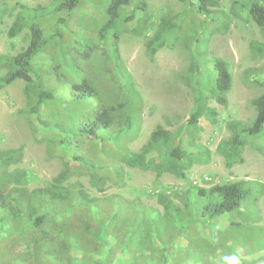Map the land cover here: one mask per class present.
Wrapping results in <instances>:
<instances>
[{
  "label": "trees",
  "instance_id": "16d2710c",
  "mask_svg": "<svg viewBox=\"0 0 264 264\" xmlns=\"http://www.w3.org/2000/svg\"><path fill=\"white\" fill-rule=\"evenodd\" d=\"M97 1L103 16L91 30L98 42L109 40L113 47L107 65L112 68L114 93L103 94L66 54L53 64L46 52L47 28L34 19L29 20L28 46L17 54L0 55V90L24 81L27 103L22 112L33 116L36 141L45 142L50 156L61 158L63 166L53 178L31 187L40 175L19 166L24 148H0V246L9 238L13 245L9 250L14 251L8 260L2 254L5 250L0 251V264H257L264 257V226L235 221L245 215L259 219L258 210L248 208L258 198L252 197L257 190L253 180L218 182L209 188L191 185L172 195L162 190L157 194L162 209L147 206L139 190H131L133 199L123 191L107 192L110 182L126 185L127 168L155 170L158 176L167 171L187 179V170L196 160L209 157L194 139L198 119L205 109L215 115L213 108L205 106L209 97L226 104L232 74L219 57L203 75L198 74L199 66L197 104L187 121L192 130L174 133L158 125L141 149L134 150L130 143L140 132L141 98L123 64L119 41L123 32L140 27L136 13L146 11V2ZM195 1L201 11L209 12L220 0ZM59 5L71 16L83 2L61 0ZM246 7L249 18L264 31V0H247ZM23 26L15 21L9 34L16 36ZM62 35L59 29L49 34ZM155 37L157 44L167 39L165 32ZM92 47L89 43L88 49ZM252 103L253 121L235 123L236 133L217 147L228 166L243 161L248 143L244 137L264 133V92ZM48 130L52 136L45 134ZM85 175L89 185L80 179ZM232 212L236 217L229 220L227 214ZM206 233L212 241L205 239Z\"/></svg>",
  "mask_w": 264,
  "mask_h": 264
},
{
  "label": "rangeland",
  "instance_id": "374dc122",
  "mask_svg": "<svg viewBox=\"0 0 264 264\" xmlns=\"http://www.w3.org/2000/svg\"><path fill=\"white\" fill-rule=\"evenodd\" d=\"M139 1L146 2V11L136 13V22L141 20L140 27L123 32L119 41L123 64L133 75L141 98L138 111L140 132L130 143L134 150L141 149L158 125L174 133L179 129L192 130L187 121L197 104L200 82L198 84L196 71L199 66L202 70L198 74L203 75L217 57L222 58L232 74V84L226 104L212 97L205 103L206 107L214 109L215 115L203 110L193 134L196 144L202 147V151L206 150L209 157L197 159V163L187 170V179L167 171L158 176L155 170L127 168L126 185L110 182L107 192L123 191L133 199L135 195L130 193L131 190H139L141 200L147 206L162 209L157 197L159 191L168 190L172 195L191 185L209 188L218 182L250 179L257 184L252 197L257 195L258 198L248 208L257 209L259 219L257 216L255 220L256 215L236 217L235 212L228 213L227 217L229 220L236 217L235 221L252 227L264 226V151L258 148L264 149V133L262 137H244L248 143L242 152V162L228 166L226 157L217 150L221 141L236 133L235 123L250 124L253 121L256 111L252 99L264 92V31L249 18L247 0H220L210 6L209 12L201 11L195 0ZM60 2L0 0V55L17 54L28 46L29 20L34 19L47 28L44 35L49 39L46 52L53 64L60 62L66 54L70 63L76 61L80 64L103 94L114 93L116 88L110 76L112 68L107 65L113 47L109 40L98 42L92 33L103 16V11L98 12V1L82 0V7L73 11L71 16L64 6L60 7ZM17 20L24 26L12 37L10 27ZM59 20H62L61 24H58ZM56 29L63 35L50 37L49 34ZM159 32H165L167 39L157 44L155 36ZM89 43L93 45L92 51L88 49ZM39 63L38 66L43 64ZM62 70L68 73L65 67ZM200 79L207 81L205 76ZM24 87V81L16 80L0 90V134L3 136L0 148H24L19 166L40 175L38 181L31 182V187H36L53 178L63 166L61 158L50 156L45 142L34 138L37 127L33 116L22 112L27 103ZM45 134L52 136L50 130ZM80 179L89 185L86 175ZM204 237L212 241V235L206 233ZM10 247L13 245L9 238L0 246V251L5 250L2 254L7 260L14 256ZM6 257H3L4 261ZM257 264H264V257Z\"/></svg>",
  "mask_w": 264,
  "mask_h": 264
}]
</instances>
